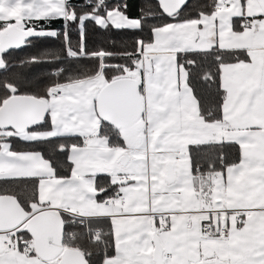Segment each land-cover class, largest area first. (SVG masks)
Here are the masks:
<instances>
[{
  "label": "snow or ice",
  "instance_id": "snow-or-ice-1",
  "mask_svg": "<svg viewBox=\"0 0 264 264\" xmlns=\"http://www.w3.org/2000/svg\"><path fill=\"white\" fill-rule=\"evenodd\" d=\"M158 5L0 0V73L63 37L0 79V264H264V0ZM87 22L149 36L90 49Z\"/></svg>",
  "mask_w": 264,
  "mask_h": 264
},
{
  "label": "trees",
  "instance_id": "trees-1",
  "mask_svg": "<svg viewBox=\"0 0 264 264\" xmlns=\"http://www.w3.org/2000/svg\"><path fill=\"white\" fill-rule=\"evenodd\" d=\"M73 3L76 5H82L84 0H73ZM109 6L115 3H122L127 5L126 14L129 15L130 18L140 17L143 15L147 16L149 13H156V19H148L146 21L147 25H153L161 22V19H166V17H161L160 8L156 0H109ZM192 3V0L189 1ZM86 10V9H85ZM54 28L62 31V26L59 21L54 24ZM86 39L87 46L90 49L94 48H104L114 51H120L123 48L127 47L128 50H131L134 47L133 41L137 37L147 38L149 36L148 28L146 27L144 32L133 31V30H116L110 29L108 31L101 30L98 26H96L92 22L86 23ZM71 37L73 44L75 45L78 40V31L77 26H71ZM63 48V37L61 36L59 39L57 38H44L41 40H34L33 46L24 47L20 50H14L11 52V55L7 56V59L10 63L17 65L12 68L10 72L0 73V79L4 77L11 78L13 72H23L28 77L33 76L30 71L35 69L42 70L44 72L46 69L52 68L55 65L53 64H39L32 65L29 67L28 65L21 66V62L28 60L32 55H36L41 53L42 50H61ZM83 63L87 64V61ZM46 82V78H42L38 83L43 84ZM20 149H26L30 146L25 143H18L17 145ZM39 150L44 151L45 155H48V147L42 146ZM55 159L59 161H63L66 167L62 170L63 174H67L68 167H70L69 162L65 155L56 152ZM99 183L106 184L108 178L106 176H99L97 178Z\"/></svg>",
  "mask_w": 264,
  "mask_h": 264
},
{
  "label": "rangeland",
  "instance_id": "rangeland-1",
  "mask_svg": "<svg viewBox=\"0 0 264 264\" xmlns=\"http://www.w3.org/2000/svg\"><path fill=\"white\" fill-rule=\"evenodd\" d=\"M108 2H109V0H108ZM30 73H32L33 76H35V75H37V74H39V73H42V70L35 69V70H33V71H30ZM33 76H30L29 78H31V77H33Z\"/></svg>",
  "mask_w": 264,
  "mask_h": 264
},
{
  "label": "crops",
  "instance_id": "crops-1",
  "mask_svg": "<svg viewBox=\"0 0 264 264\" xmlns=\"http://www.w3.org/2000/svg\"><path fill=\"white\" fill-rule=\"evenodd\" d=\"M41 85H42V84H41ZM103 175L106 176L105 174H100V175H98V177H99V176H103ZM98 177H97V178H98Z\"/></svg>",
  "mask_w": 264,
  "mask_h": 264
},
{
  "label": "water",
  "instance_id": "water-1",
  "mask_svg": "<svg viewBox=\"0 0 264 264\" xmlns=\"http://www.w3.org/2000/svg\"><path fill=\"white\" fill-rule=\"evenodd\" d=\"M157 1V3H158V0H156ZM190 1V0H189Z\"/></svg>",
  "mask_w": 264,
  "mask_h": 264
}]
</instances>
